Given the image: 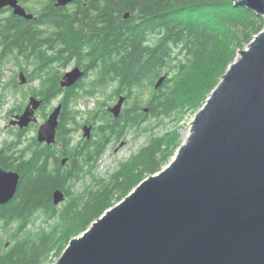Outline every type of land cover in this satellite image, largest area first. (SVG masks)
<instances>
[{
    "label": "trees",
    "instance_id": "obj_1",
    "mask_svg": "<svg viewBox=\"0 0 264 264\" xmlns=\"http://www.w3.org/2000/svg\"><path fill=\"white\" fill-rule=\"evenodd\" d=\"M19 1L37 18L0 11L8 12L0 16V64L25 61V72L32 65L26 80L40 84L31 94L41 98L42 110L58 101L62 112L54 144H41L34 137L20 147L21 130L18 141L0 151L2 166L21 174L14 198L0 204V230L19 223L12 247L2 252L5 244L0 240V264H46L53 251L62 252L71 238L169 164L182 140L178 129L151 138L109 180L91 171L107 145L150 118L161 123L198 111L238 51L264 28V17L235 5L238 0H77L69 12L68 6H56V0H41L38 7L30 6L31 0ZM61 49L67 51L61 55ZM73 62L89 82L82 79L66 89L60 79ZM171 69L172 76L156 88ZM112 84V96L125 95L132 104L119 117L105 108L90 111L86 124H94L92 136L73 145L81 126L77 106L83 98L102 96ZM63 159L68 162L63 164ZM88 174L92 186L76 192V183ZM56 189L67 196L62 208L53 202ZM37 212L55 219L52 230L19 236Z\"/></svg>",
    "mask_w": 264,
    "mask_h": 264
},
{
    "label": "water",
    "instance_id": "obj_2",
    "mask_svg": "<svg viewBox=\"0 0 264 264\" xmlns=\"http://www.w3.org/2000/svg\"><path fill=\"white\" fill-rule=\"evenodd\" d=\"M75 1L56 0V6ZM235 5L264 17V0ZM4 8L34 18L19 0H0ZM84 75L76 66L63 75L61 86L71 88ZM26 81L22 73L21 84ZM126 99L120 95L110 107L114 117ZM41 104L32 96L11 124L20 129L36 124ZM61 111L59 103L39 126V143L56 142ZM189 126L170 163L71 238L54 264H264V28L238 51ZM92 129L84 125L85 138ZM20 179L0 159L1 205L14 198ZM66 197L61 189L53 192L55 205Z\"/></svg>",
    "mask_w": 264,
    "mask_h": 264
},
{
    "label": "rangeland",
    "instance_id": "obj_3",
    "mask_svg": "<svg viewBox=\"0 0 264 264\" xmlns=\"http://www.w3.org/2000/svg\"><path fill=\"white\" fill-rule=\"evenodd\" d=\"M40 3L41 0H31L29 5L32 7H38ZM70 7L73 8L74 5H71ZM6 14H8V12L4 11V13L0 14V16ZM21 63L16 62L15 60H7L0 64V151L11 143L17 142V135L21 130L24 132V138L22 137L24 143L20 147L26 146V144L32 141L34 137H37L39 126L46 121L53 108L58 104V101H54L51 108L45 110L40 108L37 110L36 116L38 121L36 125L32 126V128L20 129L18 125L11 124V122L15 119V116L22 113L28 105L31 95V88L36 86L38 87L40 84L39 80H36L33 83H28L26 81V83L21 84V74L23 73L25 76L26 73L30 74V72L33 71V66L28 65L26 66L28 68V72H25L21 68L22 66L26 65L25 61ZM72 67L73 63L70 64L68 68L63 70V74L68 71L67 69L71 70ZM174 72L175 69H171L169 73L165 72L163 75L171 77L172 73ZM14 82H17V88H14ZM86 82H89V79H87ZM114 86V84L110 85L105 94L102 96L88 99L83 98L81 103L77 106L81 111V115L78 117V120L81 122V126L74 134L73 145L77 144L79 141H81V139H86L83 135V127L86 124V119L90 111H96L100 108L109 110L110 107L117 103L118 96H112L111 92ZM131 104V101L129 103L125 102L123 109ZM195 113L188 110L184 113L181 120H178L176 116L174 119H165L164 122L161 123H159V121L155 118H150L144 123V125H142L141 128L129 129L122 138L119 140H112L107 145L104 155L91 171L97 178H103L107 180L111 179L112 175L119 171L121 164L127 162L134 155H137L139 151L148 144L151 138L162 136L163 134L172 132L174 129L179 130L181 140L183 142L189 133V123L193 120ZM92 127L94 128V124ZM92 133L93 129L91 130V136ZM92 184V177L88 174L84 179L76 183L74 190L76 192H83L86 188L91 187ZM63 205V203L59 204L58 207L62 208ZM54 222L55 219L50 218L47 220L45 215L37 212L32 215L29 223L24 228V230L19 233V236H22L27 232H31V234L34 235L41 229L51 231ZM18 227L19 223H12L6 229L0 230V240H2L5 244V246L2 248V252L7 251L9 247H12V245L15 244L13 234L17 231ZM59 236L60 235H58L57 238V244L60 243ZM59 252L60 251H53L49 259L50 261H48L46 264H54L61 256L63 251L60 253Z\"/></svg>",
    "mask_w": 264,
    "mask_h": 264
},
{
    "label": "flooded vegetation",
    "instance_id": "obj_4",
    "mask_svg": "<svg viewBox=\"0 0 264 264\" xmlns=\"http://www.w3.org/2000/svg\"><path fill=\"white\" fill-rule=\"evenodd\" d=\"M75 2H76V1H75ZM75 2L71 3V4L68 5V6L74 5ZM21 4H23V3H21ZM23 5H24V4H23ZM24 6H25V5H24ZM25 8H26V6H25ZM5 9H7V8L1 9L0 11H3V10H5ZM70 9H71V8H68L67 11H68V12L71 11ZM26 10H27V9H26ZM27 12L30 13L28 10H27ZM32 13H33V12H32ZM33 15H34V18L31 19V21L36 20V18H37V16H36L34 13H33ZM17 16H18V15H17ZM60 51H61V53L63 52V53L61 54V55H63L67 50H65V49H61ZM71 64H72V63H71ZM76 66H78V65H77L76 63L73 62V67H72V68H74V67H76ZM79 67H80V66H79ZM67 70H69V69H67ZM63 75H64V74H63ZM62 77H63V76H62ZM82 79H84V83H85L86 80H87V78H86L85 76H84ZM82 79H81V80H82ZM61 80H62V78L60 79V85H61ZM81 80H80V81H81ZM80 81H79V82H80ZM27 82H28V81H27ZM79 82H78V83H79ZM28 83H29V82H28ZM78 83H77V84H78ZM77 84H76V85H77ZM76 85H75V86H76ZM73 87H74V86H73ZM84 87L86 88V85H85V84H84ZM71 88H72V87H71ZM66 89H68V88H66ZM86 89H87V88H86ZM32 96H34V95L31 94V95H30V99H31ZM35 97H36V96H35ZM36 98L39 99V100H41V98H39V97H36ZM41 101H42V100H41ZM29 102H30V100H29ZM28 104H29V103H28ZM42 104H43V101H42ZM42 104H41V107L43 106ZM41 107H40V108H41ZM61 112H62V111H61ZM85 125H86V124H85Z\"/></svg>",
    "mask_w": 264,
    "mask_h": 264
},
{
    "label": "bare ground",
    "instance_id": "obj_5",
    "mask_svg": "<svg viewBox=\"0 0 264 264\" xmlns=\"http://www.w3.org/2000/svg\"><path fill=\"white\" fill-rule=\"evenodd\" d=\"M187 137V136H186Z\"/></svg>",
    "mask_w": 264,
    "mask_h": 264
}]
</instances>
